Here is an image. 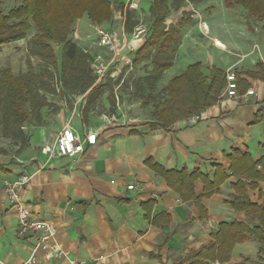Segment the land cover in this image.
I'll return each instance as SVG.
<instances>
[{"label": "crops", "instance_id": "obj_1", "mask_svg": "<svg viewBox=\"0 0 264 264\" xmlns=\"http://www.w3.org/2000/svg\"><path fill=\"white\" fill-rule=\"evenodd\" d=\"M84 38V42L79 38L82 44L76 43L89 52L99 49L104 53L93 38ZM212 39V43L214 39L221 41L215 35ZM223 44L225 49L227 43ZM240 63L237 59L229 67ZM248 82L253 95L224 97L200 112L194 123L183 118L166 129L151 127L146 111L129 104L123 94L119 98L118 93L110 97L113 106L108 118L95 114L99 103L107 107L105 92L83 114L85 117L76 119L73 112L80 115L77 104L85 105L87 94L82 93L73 101V112L62 108L58 117H67L64 124L69 123L78 135L95 131L93 145L84 143L80 155L49 158L39 153L20 163H2L0 264H190L185 258L212 244L219 223L246 222L245 214L229 203L237 177L231 174L227 154L234 149L245 150L254 161L264 155V120L252 124L256 110L264 107V83L256 79ZM60 128L51 134L52 143ZM150 162L164 170L185 167L191 173L198 169L210 179L217 170L227 176L209 196L202 194L205 180L197 176L193 182L195 200L180 195ZM255 169L262 175L254 181V188H247V195L252 202L262 203L264 169L258 164ZM23 172L31 178L21 190V200L35 219L57 226V240L64 252L60 257L52 259L42 250L32 256L36 236L16 234L18 220L2 186ZM128 184L134 187L127 188ZM258 246L259 242L248 239L235 244L228 259L214 260L203 249L200 259L208 264H264Z\"/></svg>", "mask_w": 264, "mask_h": 264}, {"label": "trees", "instance_id": "obj_2", "mask_svg": "<svg viewBox=\"0 0 264 264\" xmlns=\"http://www.w3.org/2000/svg\"><path fill=\"white\" fill-rule=\"evenodd\" d=\"M124 2L125 0H20L17 5L8 8L5 12L0 9V50L4 45L16 42L35 30L27 41L28 53L58 68L53 44L61 46L58 69L60 95L69 96L70 91H75L77 94L86 93L85 105L81 107L82 114H85L90 107L93 108L96 105L99 96L110 91L112 87L110 78L105 82L95 83V76L89 69L92 52L85 51L70 38L75 31L74 25L82 17H86L93 26L110 23L116 11L123 14ZM185 2L191 3L192 0H149L146 11L148 23L146 27L144 26L145 35L140 45L128 54L132 65L144 61L151 62L150 76L153 81L159 80L165 69L172 66L181 42L182 27L191 22L188 11L191 13L190 16L196 17L195 12L188 9L184 11L188 17L182 16L175 25L165 24L171 13L170 9L177 11L184 6ZM224 3L230 8L239 6L244 9L248 22L253 20L260 23L264 52V0H224ZM1 5L0 0V7ZM135 8L124 11L123 28L127 34L133 31L134 26L142 23L137 17L138 10L142 9L138 4ZM183 69L182 72L167 80L165 86L160 89L161 96L157 102L150 94L151 89H154L150 81L149 94L142 104L153 101L151 120L148 122L151 127L158 126L166 129L178 120L200 115V112L220 101L219 95L226 85L224 68L211 64L206 73L203 64L200 61H194ZM48 74H51V71H48ZM235 75L239 93L249 88V79L264 83V56L262 59H257L249 68L235 71ZM40 78V74L35 71L27 70L13 74L8 67L0 73V131L2 133L6 134L12 126L19 131L23 123H28L33 118L41 119L40 109L49 106L50 103L45 95H39ZM48 89L50 94H55L52 84H49ZM262 102L264 99L261 100ZM263 120L264 107L260 105L254 114L252 124ZM26 140V135H21L20 147ZM262 146L264 147V142ZM227 155L231 161L229 166L231 174L237 177V180L232 183L234 193L229 203L235 211L245 214L246 222L231 220L219 223L218 230L212 236V244L190 252L185 258L190 264H208L201 262L200 256L203 249L208 251L212 260L228 259L231 248L248 239L259 242L258 253L263 256L264 262V201L254 203L247 195V188H254V181L262 175L255 169V165L258 164L264 169V155L255 161L245 150L234 149ZM2 165L0 163V169ZM150 165L162 174L167 184L173 186L180 195L195 200L193 182L197 176L205 180L206 188L202 193L204 196H209L218 190L219 183L227 176L221 168V171L217 170L210 179L207 175H201L198 169L189 173L185 167L180 170H164L156 163L150 162ZM217 168L219 169L218 166ZM196 202L198 203V200Z\"/></svg>", "mask_w": 264, "mask_h": 264}, {"label": "rangeland", "instance_id": "obj_3", "mask_svg": "<svg viewBox=\"0 0 264 264\" xmlns=\"http://www.w3.org/2000/svg\"><path fill=\"white\" fill-rule=\"evenodd\" d=\"M19 1L20 0H1L2 5L0 9L5 12L8 8L17 5ZM136 1L138 2L140 0H135L134 2L135 5L138 4L142 9L138 10V20L142 21V23L138 25L145 29L148 23L146 11L148 10L149 0H142L138 3H136ZM188 9L195 12L194 14L196 15L194 16L196 17L190 16L191 13L188 11L191 22H188V24L182 27L181 42L175 53L172 66L165 69V72H163L159 80L153 81V78L150 76L152 73V64L149 61L131 65L130 68L124 65L123 62L113 64L108 69L106 77V81L110 78L111 81L109 82L112 87L110 91L106 92V100L108 101L107 107H102L101 103H99L97 110H95V114L98 113V115H100L102 113L108 118V112L111 111L113 106V101L110 97L118 93L119 98H121L123 94L125 100H127L129 104H134L141 112L145 110V117L151 119L150 112L153 101L151 100V102L147 104H142L149 94L150 81L152 85H154V89H151L150 94L153 96L152 99L157 102L160 100L159 98L161 96L160 89L165 86L167 80L182 72L185 66L194 61H200L203 64L204 71L207 73L212 62L219 64L222 69L224 68L227 70V67L230 65L232 66L237 59H241L239 65L236 67H229L235 72V70H240V68H249L257 59L263 58L264 52L262 48L260 23H256L253 20L248 22L244 9L239 6L232 8L227 7L225 6L224 0H192L190 5L185 2L184 6L177 9V11H172L170 9L171 13L166 19L165 24L175 25L182 16L188 17L187 13L184 14V11ZM114 14L113 21L110 23L105 22L101 27L110 29L114 33V41L120 45V38L123 32L121 28V14L117 11ZM204 24L210 27V31L207 29V32L203 33ZM95 27L96 26H93L86 17H82L78 19L74 25L76 36H74V31L70 38L73 40V36L75 38L77 37L76 40L73 41L82 44L79 38L84 42V37L89 36L90 39H87V41L93 38L95 43H97ZM34 32L35 30H32L26 37L20 38L18 41L2 47L0 50V73L7 67L11 69L13 74H18L19 72H25L27 70L39 73L41 77L38 82V86L40 87L39 95H45L50 104L40 109L41 119L33 118L30 122L23 123L19 131L14 126L6 131V134L0 131V163H7L9 161L20 163L18 162L19 160L22 161L24 158L36 157L37 154L42 153L43 146H50L52 144L51 134H53L57 128L63 127L64 122H66L67 117L64 119L58 117V112H61L62 108H68L72 111V106L75 108L73 101L78 96L82 95V93L77 94L75 91H70L69 96L60 95L61 88L58 81V69L61 46L53 44L56 59L58 61V68H54V66L49 63L47 64V62L38 58V56L28 53L27 41ZM212 35L217 36L223 41L225 46L227 43V47L222 49L224 48V46H222V48L219 47L218 49V47L212 43ZM140 43L141 40L139 42L136 41V46H139ZM98 50L99 49H97L96 52H100ZM48 71H51V74H48ZM117 75L118 77H122L123 81L121 83H117L120 82L121 78L114 81V78H118L116 77ZM49 84H52L55 88V94H50V90L48 89ZM81 105L83 106L81 103L76 106V110L80 115L72 111L73 117L76 119L84 116L81 113ZM141 112L139 114H141ZM21 135H26L27 140L20 147Z\"/></svg>", "mask_w": 264, "mask_h": 264}, {"label": "built area", "instance_id": "obj_4", "mask_svg": "<svg viewBox=\"0 0 264 264\" xmlns=\"http://www.w3.org/2000/svg\"><path fill=\"white\" fill-rule=\"evenodd\" d=\"M135 0H125L123 7V14L121 15V28L122 35L120 38L121 44L118 45L114 41V33L108 28H102L101 26H96L95 34L97 38V45H100L105 49L104 53L92 52L91 60L89 61L90 72L95 76L96 82H101L107 77L108 69L113 64L123 62L127 67H131L132 61L129 57L128 52H133L135 50L136 41L139 42L143 39L145 35V29L139 25L134 26L133 31L127 34L123 28L125 16V9H133L135 5ZM190 5V3H188ZM207 32V28L204 25L203 33ZM126 49V51H123ZM86 51V50H85ZM118 77V76H117ZM123 81L122 77L120 82ZM225 87L220 93V100H224V97L228 98H238V82L235 72L229 68L225 73ZM254 90L249 88L243 92V96L253 95ZM116 97V96H115ZM117 105V103H116ZM199 118V115H195L189 118L191 123ZM96 140V132H88L86 135H78L73 127L66 123L63 127L58 130L54 142L50 146H43L42 153L46 154L49 158L52 157H62L65 155H80L84 150V143L93 145ZM31 176L27 173H22L16 179L8 180L3 183V192L9 201V206L15 212L16 220H18L16 227V234L20 237L29 236L30 234L35 235V242L32 246V256L42 250L48 253L49 257L52 259L60 257L64 254L62 248L60 247L57 240V226L47 220L35 219L27 205L21 200V190L23 186L30 180ZM112 181V180H111ZM133 184H128L127 188H133ZM44 264H49L44 262ZM213 264H219L218 261H214Z\"/></svg>", "mask_w": 264, "mask_h": 264}, {"label": "bare ground", "instance_id": "obj_5", "mask_svg": "<svg viewBox=\"0 0 264 264\" xmlns=\"http://www.w3.org/2000/svg\"><path fill=\"white\" fill-rule=\"evenodd\" d=\"M214 43H215V45L219 48H222V46H224V44H223V42H221V41H219V40H217V39H215L214 40Z\"/></svg>", "mask_w": 264, "mask_h": 264}]
</instances>
